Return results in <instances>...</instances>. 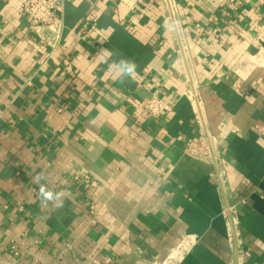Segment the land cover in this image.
Returning <instances> with one entry per match:
<instances>
[{
	"label": "crops",
	"instance_id": "crops-1",
	"mask_svg": "<svg viewBox=\"0 0 264 264\" xmlns=\"http://www.w3.org/2000/svg\"><path fill=\"white\" fill-rule=\"evenodd\" d=\"M170 6L65 0L50 47L0 0V264H264V0ZM202 130L222 163L187 155Z\"/></svg>",
	"mask_w": 264,
	"mask_h": 264
},
{
	"label": "built area",
	"instance_id": "built-area-1",
	"mask_svg": "<svg viewBox=\"0 0 264 264\" xmlns=\"http://www.w3.org/2000/svg\"><path fill=\"white\" fill-rule=\"evenodd\" d=\"M20 11L28 18L29 30L44 44L54 47L61 39L63 5L65 0H17ZM168 6L169 14L172 16L170 0H163ZM189 98V97H188ZM196 98V97H195ZM172 111V106L160 97L152 95L142 104V113L152 119L158 120ZM196 115H198L195 112ZM195 115V119L197 116ZM187 155L190 157L212 163H220L221 155L216 146L211 143L206 130H202L195 141L188 144ZM222 163V162H221ZM92 185L94 181L91 182ZM228 211L234 209L233 206L227 208ZM235 221L230 218L226 219V230L229 239L235 233ZM72 247L70 244L63 242L56 255V264H63L70 255Z\"/></svg>",
	"mask_w": 264,
	"mask_h": 264
},
{
	"label": "clouds",
	"instance_id": "clouds-1",
	"mask_svg": "<svg viewBox=\"0 0 264 264\" xmlns=\"http://www.w3.org/2000/svg\"><path fill=\"white\" fill-rule=\"evenodd\" d=\"M167 23V22H166ZM172 27H175L173 24ZM110 56H117V59L112 60L109 65L110 69L114 72L115 77L121 81L135 80L137 76V65L133 60L119 56L118 53H109ZM46 180L42 174H36L32 177V181L39 185V198L42 207H48L49 203L55 208L63 207V202L66 196L64 191H53L47 188L46 184L41 181Z\"/></svg>",
	"mask_w": 264,
	"mask_h": 264
}]
</instances>
